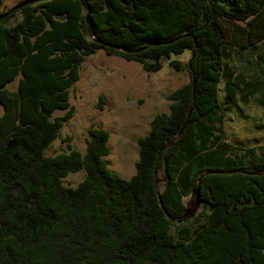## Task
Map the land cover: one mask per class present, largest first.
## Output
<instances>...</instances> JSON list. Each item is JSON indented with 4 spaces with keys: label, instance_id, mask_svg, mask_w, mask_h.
<instances>
[{
    "label": "trees",
    "instance_id": "1",
    "mask_svg": "<svg viewBox=\"0 0 264 264\" xmlns=\"http://www.w3.org/2000/svg\"><path fill=\"white\" fill-rule=\"evenodd\" d=\"M2 14L0 264H264V146L225 141L219 98L221 84L227 103L256 91L241 89L227 62L264 42V0H23ZM97 50L147 73L190 51L189 82L138 139L127 180L102 159L103 129L88 130L84 154L67 144L45 155L73 116L80 65ZM82 170L76 187L63 185ZM203 170L233 173L204 176L201 212L177 223Z\"/></svg>",
    "mask_w": 264,
    "mask_h": 264
},
{
    "label": "rangeland",
    "instance_id": "2",
    "mask_svg": "<svg viewBox=\"0 0 264 264\" xmlns=\"http://www.w3.org/2000/svg\"><path fill=\"white\" fill-rule=\"evenodd\" d=\"M23 0H1L0 14L15 8ZM19 19L17 15L10 23ZM228 65L239 80L241 89H256L243 102L239 92L234 101L227 103L223 84L219 98L224 111V137L228 144L237 148L264 146V42L253 50L229 52ZM190 51L172 55L162 60L161 69L147 73L140 64L107 55L103 50L85 58L80 65L79 80L69 91L73 116L64 123L59 135L45 150L46 156L67 152V144L73 151L84 154L88 130L91 127L108 132L109 154L103 161L109 171L123 179L135 174L138 161L137 141L149 131L154 115L167 113L170 102L168 95L189 82L186 64ZM170 61L179 62L180 69L169 66ZM16 81L8 88L15 89ZM2 110L0 107V114ZM57 111L52 117L61 116ZM85 177V172L68 174L62 181L65 187H76ZM161 186V185H160ZM190 197L184 199L186 207ZM191 207V206H190ZM201 212L199 205L193 216Z\"/></svg>",
    "mask_w": 264,
    "mask_h": 264
},
{
    "label": "water",
    "instance_id": "3",
    "mask_svg": "<svg viewBox=\"0 0 264 264\" xmlns=\"http://www.w3.org/2000/svg\"><path fill=\"white\" fill-rule=\"evenodd\" d=\"M5 16H6V14H2V15L0 14V19L4 18ZM55 19L62 21V20L65 19V17L64 16H56ZM193 86H194V82H193ZM190 113H191V109L188 111L187 119H186L185 123L183 124V126L181 127V129L179 130L177 136L174 138V140L176 138H178L181 135V133L183 132V130L185 129V127L187 125L188 118L190 116ZM174 140H172L170 142V144L168 145V148L166 149L165 154L167 153L169 148L172 146ZM231 173H233V172H230V171H228V172H226V171H217V170H203L202 172H200L198 177L196 178V180L194 182V186H193L192 191H191L190 200H189L188 206L186 207V210H185L186 216L183 219L176 220V222L177 223H181L184 219H187L189 216H193V214L198 209L200 203L198 201L197 194H198V190H199L200 180L204 176L211 175V174H231ZM159 187H160V185L157 184L156 188L158 189ZM157 199H158V203H159L160 208L165 212V209H164V206H163V203H162L161 196H160L159 192L157 194Z\"/></svg>",
    "mask_w": 264,
    "mask_h": 264
}]
</instances>
